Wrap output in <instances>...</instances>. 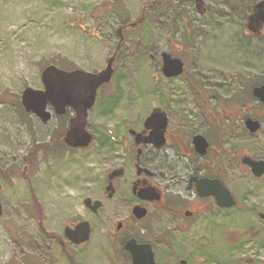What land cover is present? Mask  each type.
<instances>
[{
    "label": "rangeland",
    "instance_id": "obj_1",
    "mask_svg": "<svg viewBox=\"0 0 264 264\" xmlns=\"http://www.w3.org/2000/svg\"><path fill=\"white\" fill-rule=\"evenodd\" d=\"M202 1L204 15L195 0H0V264H119L107 234L113 202L96 220L84 199L103 195L125 123L135 127L158 105L193 120L197 98L188 76L195 73L202 81L209 76L215 94L234 95V106H241L232 119L228 180L237 205L203 222L192 264H264V175L254 177L240 160L244 154L264 159V106L252 96L264 83V38L250 39L243 29L258 0ZM120 27L124 42L118 50ZM174 51L191 65L188 76L168 80L161 53ZM115 53V76L100 88L89 115L95 140L88 148H69L62 140L73 110L48 123L25 111L21 94L26 87L43 88L46 66L98 72ZM225 76H232L230 83ZM208 101L210 107L222 103ZM248 114L262 123L256 134L244 126ZM34 196L51 236L39 229ZM80 218L92 220L96 230L83 245H70L64 230ZM191 242L180 241L185 259H191L185 253Z\"/></svg>",
    "mask_w": 264,
    "mask_h": 264
},
{
    "label": "flooded vegetation",
    "instance_id": "obj_2",
    "mask_svg": "<svg viewBox=\"0 0 264 264\" xmlns=\"http://www.w3.org/2000/svg\"><path fill=\"white\" fill-rule=\"evenodd\" d=\"M197 1L195 0L197 10L201 15L206 14L205 3L202 0L199 3ZM256 3L252 4L247 21ZM230 7L232 10L235 8L232 4ZM246 23L243 24V29ZM119 31L122 33L123 27H120ZM249 37L250 39H262L251 35H248ZM118 47L120 49L119 45ZM167 53L180 58L184 64V70L176 77H167L163 73L162 52L160 68L163 76L168 80L188 76V67L191 64L182 60L175 51ZM196 64L200 65L198 62ZM196 64L193 63L192 66ZM206 68L213 69L212 67ZM193 75L195 76H188L194 80L190 89L197 98L195 102L201 117L200 114H196L198 111H192L189 114L193 120H189L180 111H177V115L174 116L165 106L158 105L153 107L145 119L138 122L135 127L131 123H125L122 126L124 132L117 137V178L113 181L112 195L107 190L109 185L107 176V185L102 190L103 195L96 198L87 196L84 199L87 213L96 220L100 218L107 202H113V227L107 234L112 236L119 264H133L129 244L137 247L150 246L156 264H182V262L192 264L193 257L196 255L194 254L196 253V242L201 240L203 222H212V219L217 216L222 218L233 208L220 206L216 192L220 185H223L234 196L228 186L234 160L233 150L230 148L232 119L236 117L234 114L238 113L236 112L237 106L241 105L234 106V95L224 97V95L215 94L213 85L208 84L212 81L209 76L203 78L202 81L200 77H197V73ZM232 79V76H225L226 82L230 83ZM204 81L205 83L202 84ZM216 85L224 87L228 84ZM253 90L254 88L252 93ZM212 98L222 103L210 107L208 100ZM256 101L260 106H264L258 99ZM156 108H161L168 118L167 126L163 131L152 127L147 128L145 124L146 118ZM245 117L244 126L247 130L245 124L247 118L259 120L253 114ZM249 133L254 134L250 131ZM137 134L142 135L143 139L153 141L139 143L136 139ZM199 136L203 137L207 143L204 150L196 147L195 140ZM246 156L248 155L241 156V164L250 170V167L243 163ZM87 198L93 200L90 206L86 204ZM95 201L101 202L97 209L93 208ZM84 220L89 221L91 225V239L96 230L92 220L80 218L69 227L75 228ZM64 237L70 245L81 246L86 243L77 245L71 242L66 237L65 230ZM185 240L192 241L191 246L189 245L190 247L186 249L187 252L185 250L192 260L185 259L182 253L179 254L180 250L185 249L181 246ZM67 242L60 239V244L66 252Z\"/></svg>",
    "mask_w": 264,
    "mask_h": 264
},
{
    "label": "water",
    "instance_id": "obj_3",
    "mask_svg": "<svg viewBox=\"0 0 264 264\" xmlns=\"http://www.w3.org/2000/svg\"><path fill=\"white\" fill-rule=\"evenodd\" d=\"M198 3L201 0L197 1ZM245 32L254 36H264V0L258 1L249 15L248 21L244 27ZM120 32V44L124 37ZM119 44V46H120ZM119 50V47H118ZM117 53L111 56L106 66L98 72H90L84 69L75 68L65 70L55 65L46 66L41 72L43 83L42 89L26 87L21 94V103L26 112L35 114L44 123L52 120L53 114L64 115L68 109L74 111L69 120V127L63 138V141L72 148L84 149L89 147L94 135L88 128V118L90 110L95 106L98 90L103 85L109 83L115 73L114 64ZM163 73L167 77H176L184 70V64L180 58L173 57L167 52H163ZM253 95L264 104V84L257 86L253 90ZM167 115L161 108L153 110L150 116L145 120L148 127L163 131L167 126ZM251 133H256L261 128V122L253 118H247L245 122ZM139 143H147L152 139H143L142 135L137 134ZM198 149H205L207 143L201 136L195 140ZM243 163L248 165L255 177L264 175V159H254L246 156ZM117 178V168L108 174L109 185L107 190L112 195L113 181ZM2 186L0 183V192ZM218 204L222 207H232L236 205V200L231 192L223 185L216 192ZM93 200L86 199V204L91 205ZM99 201H95L94 209L100 206ZM3 214V205L0 201V216ZM264 217V214L262 215ZM91 225L88 221H82L75 228L66 227L65 235L73 243L79 245L90 239ZM133 255V264H156L155 256L150 246L128 245ZM184 264V262H182Z\"/></svg>",
    "mask_w": 264,
    "mask_h": 264
},
{
    "label": "trees",
    "instance_id": "obj_4",
    "mask_svg": "<svg viewBox=\"0 0 264 264\" xmlns=\"http://www.w3.org/2000/svg\"><path fill=\"white\" fill-rule=\"evenodd\" d=\"M122 11H123V9H122ZM117 13L123 18V12H120L118 9H117ZM143 14H144V12H143ZM143 16H145V15H143ZM180 19L182 20V21H184V19H183V17L181 16L180 17ZM124 22L126 21V20H123ZM125 24V23H124ZM67 114H69V112L67 113ZM53 139V141H57V139L55 138V137H52ZM51 143H52V141H51ZM34 194V193H33ZM33 203L35 204V206H37V209H38V217H37V223H38V226H39V229L41 230V232L43 233V234H47V235H49V236H51V234H49V233H47V231H46V228H45V226H44V223H43V216H42V210H41V207L39 206V204L37 203V201H36V198H35V196H34V198H33Z\"/></svg>",
    "mask_w": 264,
    "mask_h": 264
}]
</instances>
